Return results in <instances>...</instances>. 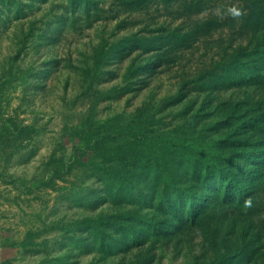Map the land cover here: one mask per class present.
Returning a JSON list of instances; mask_svg holds the SVG:
<instances>
[{
	"label": "rangeland",
	"instance_id": "1",
	"mask_svg": "<svg viewBox=\"0 0 264 264\" xmlns=\"http://www.w3.org/2000/svg\"><path fill=\"white\" fill-rule=\"evenodd\" d=\"M99 132L105 175L50 181ZM258 155L264 0H0V264H264ZM235 165L262 171L244 203L204 200Z\"/></svg>",
	"mask_w": 264,
	"mask_h": 264
},
{
	"label": "trees",
	"instance_id": "2",
	"mask_svg": "<svg viewBox=\"0 0 264 264\" xmlns=\"http://www.w3.org/2000/svg\"><path fill=\"white\" fill-rule=\"evenodd\" d=\"M74 4L71 2L70 7L73 8ZM251 73V71H249ZM252 74V73H251ZM255 78L256 76L245 74L242 78V81H248L250 80L251 77ZM105 143V135L102 133H97L94 138H91L88 136L87 138L85 137L82 140V145L79 147L80 149H83L85 152L82 153L81 155H78V147L75 148L74 154H73V159L69 164H64L63 162H59V167H54L52 168L53 174L51 175V179L54 178H59L61 177V174L69 172L73 164H78V165H90L93 163H90L88 160H85L86 155H93V156H102L101 153H103L104 147L101 146V144ZM250 155H246L245 158H248ZM264 155H258L256 156L252 161L254 165L259 162L260 158ZM231 161V160H230ZM54 163V160H51V164ZM94 167H96L97 170L101 171L105 175V168L102 167V164L95 163L93 164ZM237 167L236 172L231 171V172H225L220 168H217V170L211 174L205 175V182L203 186V190H209L207 192V198L204 200H209V199H218L222 198V200L225 203H232L233 199L236 198V202H238L240 205L244 203L245 199L247 198V195L249 194L246 191L245 183L251 181L252 186L255 185L261 175L262 171L258 170V168H251V169H246L243 168L242 166L235 165ZM158 169V168H157ZM159 174L163 177L165 184L168 186L170 182L167 180V176L164 174L163 171H160ZM194 182L199 181L201 182V178L195 175L192 179ZM158 182V181H156ZM154 183L153 186H156L158 183ZM47 183V182H46ZM173 194H175V202L176 205L178 204L179 207H176L173 204V201L164 198V196L161 193V198L162 200L158 203L160 207H163L170 215L171 217L176 216L177 213L179 212H184L186 211L185 206L189 204V210L186 211L185 215L188 217V220L194 221L199 213L203 210L205 207V203H200L199 200L204 197L202 194H197L196 196L193 193H190L186 189H181V188H173L172 191ZM210 197V198H209ZM184 206V207H183ZM178 208V209H177ZM182 217V216H181ZM186 218H178L175 217L173 220V225H181L184 223ZM172 225V226H173ZM171 225L169 227H172ZM154 228V227H152ZM156 230L158 229V226L155 228ZM161 229H167V227H161ZM169 229V228H168ZM165 233V232H163Z\"/></svg>",
	"mask_w": 264,
	"mask_h": 264
}]
</instances>
